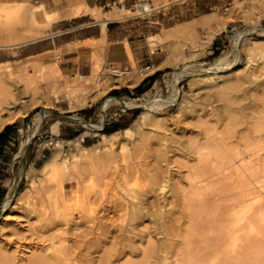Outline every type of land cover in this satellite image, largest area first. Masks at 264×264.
Listing matches in <instances>:
<instances>
[{
  "label": "rangeland",
  "instance_id": "374dc122",
  "mask_svg": "<svg viewBox=\"0 0 264 264\" xmlns=\"http://www.w3.org/2000/svg\"><path fill=\"white\" fill-rule=\"evenodd\" d=\"M38 3L40 2L35 0H0V44L19 45L40 37L50 28L64 30V27L76 26L83 21L92 20L86 17L76 18L75 22L61 20L58 11L51 14L53 12H48L49 8H45L44 5L40 12L32 13L34 5ZM103 9H110V11L101 12ZM43 12L49 15L44 16ZM81 12H87L95 20H97L96 14L99 18H116L107 24L108 31L115 36L122 34L146 36L149 43H153L150 44L151 48L158 46L166 53L167 59L164 64H168V66L155 69L152 65L145 77L138 75L136 68H133L128 76L132 75L135 79H141L139 83L144 80L141 84L142 91L134 90L137 84L132 87L125 85L129 81L124 78L113 82L110 78L100 77L96 73L94 79H96L97 85L93 84L88 89H83L84 91L81 89L80 92L70 87L72 94L63 84L61 92L52 91L51 99L48 94L42 91L39 81L45 82L61 77L57 68L54 69L56 73H53L47 68L41 67L36 71L35 77H32L33 81L30 82V85L20 75L12 73L11 68L7 69L8 63H0V106L1 102L6 105L1 106L3 107L2 111L26 109L17 142L24 140L27 135L32 133L38 117L37 113L42 107L53 106L54 100L57 105L61 106H64V102H69L71 110L62 113H68L87 123L99 124L100 105L107 97L105 99V103H108L105 108L106 120L109 124L112 122L118 124V127L112 131L96 130V132L79 122L69 125L65 123L67 119L44 112L41 126L29 143L21 164H18V159L15 157L13 164L7 165L6 177L3 179L6 191L0 200V254L5 252L10 264H29L35 256L43 254L51 256L54 254V250L59 247L79 251L81 255L88 252L84 256L85 263L98 264V257L105 255L108 248L109 252L113 251L111 249L113 247L119 251L123 250L119 245H125L124 250L120 252L121 255L118 253L117 258L116 256H113L115 258L111 257L110 264L140 260L142 258L140 248L145 247L148 237L154 239L156 235L143 234L142 236L141 234V237L139 234L143 231H139L150 227V220H153V217L146 216L138 220H130V209H127L129 211L125 213L127 210L114 204L113 210L109 212L110 215L112 214L114 226L112 223L111 231L108 234L100 235V242L97 243L94 239L97 237L95 228L94 231L88 232L92 223L86 217H81L76 210L69 212L68 215L62 214L61 192L63 191L68 199L80 197L79 199L84 200V198H89V201L95 206L98 203V197H102L100 191H104L102 195L105 200L112 198V202L117 204L121 197L129 198L130 193L138 191V185L147 180L149 173H153L154 169H151V165L159 159H156L157 154L164 155L170 163V165L168 164L171 170L170 184H175L177 190L187 189L186 176L189 175V169L199 163L197 153L193 152L194 143L201 144V151L210 149L220 153L224 145L231 148L234 144V148L239 145L238 148L243 149L244 138L248 140L249 136L253 134L258 113L264 111V104L261 102V99H264V95H262L264 94L262 93L264 92V0H111L101 2L97 4V7H89ZM47 19L49 21H46ZM97 21L103 26L101 21ZM56 23L57 26L53 27ZM96 26L93 28L95 29ZM35 35V38L27 39ZM19 36H24V40L18 42L16 37ZM14 37L15 39H13ZM235 37L240 38L236 44H234ZM0 56L5 57V53H1ZM248 56L253 59V63L249 66L246 64ZM184 65L209 68L210 70L180 71L177 74L176 84H174L172 82L173 70ZM250 71L253 72L251 81L244 80V75ZM154 72H157L156 77L152 82H148L146 78ZM78 75L74 74L75 77ZM63 80L66 82L67 79ZM112 84H124L113 88L129 87L131 92L129 94L114 93L110 89ZM169 94H171L170 98L166 102L159 103L160 106L157 105L159 107L155 108H126L115 99L108 97L115 95L123 100L131 98L136 103H140L147 99H166ZM171 98V102L166 104ZM233 99L238 100H234L235 102L232 103ZM9 102L11 104H7ZM89 102H92L91 108L95 111L93 114L77 113L80 106H86ZM58 110L61 111L60 108ZM140 114H143V118L136 123L135 119ZM55 119L63 120L62 124L66 126V129L57 134L52 143H48L49 125ZM129 125L131 130L122 134L123 127ZM72 128H76L78 131L76 135L70 137ZM84 130L88 132L84 133ZM246 130H251V132L247 133ZM102 132L113 134L114 140L111 144L103 145L100 142ZM83 136L84 140L81 139ZM85 136H90V141L85 140ZM87 142H90L88 146L96 147V153L101 155L109 151V147H111L116 162H111L112 164L110 163L109 166L104 165L105 169H103V165L99 166V163L91 166L82 162L77 165L76 159L79 157H76L75 154H79L81 147L87 145ZM121 144L125 147L123 151L120 150ZM42 145H48L49 153H46V156L41 158L42 160H38L37 164H34L30 157L35 149ZM56 150L59 160L65 158L67 164V172L60 186L59 181L58 183L55 181L60 176L56 170L53 173L57 172V174L51 172L44 174L38 170V167ZM258 152L261 158L264 157V149ZM214 155H209L212 161L207 166L213 163L212 165L219 169L223 164L221 159L219 162V157ZM106 167L109 169L107 170ZM132 169L134 171L138 169L136 173H140L136 174ZM144 169L147 170L145 171L147 175L141 173ZM216 169L212 171L214 172ZM258 169H261V166ZM104 170L105 172H103ZM224 171V175L213 174L212 177L215 176L216 179L204 181L203 183L206 184V186L204 184V191L207 188L206 192L212 190L210 193L219 192L220 195L226 192L229 199H238L244 196L245 200L241 202L242 205L238 204L232 210H241L244 203H251L255 207L254 209L252 206L253 210L257 211V201L255 200L258 197H264L260 196L258 193L260 190L257 187L260 183L257 179H262V177L259 175V178L256 177L250 181L245 174H236L234 171H230V174L228 169ZM125 173L127 174L125 175ZM258 174L261 173L258 172ZM176 189H174L175 192ZM229 191L233 193L231 194ZM150 192L147 191L143 197H147V200L155 198L161 200L162 192L157 189ZM209 192L208 194H210ZM168 193L166 192L165 195ZM118 196H121L120 199ZM167 196V200H170L171 197ZM6 197H9V200L5 206L3 201ZM95 197L96 199H94ZM223 198L215 201L211 199L213 203L210 200V204L219 206V202L223 203ZM167 206L170 205L167 204ZM155 209L153 207L151 212L155 213ZM178 209H180L178 204L172 207L176 216L179 214ZM213 213L211 212L209 215L212 216ZM255 213L254 216H256L253 218L256 219L258 211L257 214ZM100 214L98 212L96 215ZM109 214L104 213L105 217ZM180 220L182 229L188 226L189 222L186 218ZM208 222L206 227H209V230L203 228L205 230L203 233L206 234H210L209 231L214 224L211 223V226L209 225L210 221ZM254 222L256 224L255 220ZM121 229L124 231L122 233H125L124 236L128 235L125 236L127 239H119L118 235L121 233ZM136 230L139 231L136 232ZM170 239L171 237H169ZM181 239L183 238L174 237L169 241V244L173 245L171 248L168 247V249L170 248L169 254L180 250L179 248L186 247L185 239L183 241ZM118 240L119 242H116ZM85 241H90L88 247H85ZM196 242L197 246L204 244V241L199 243L197 240ZM128 244L136 249L132 254L129 252ZM262 253H264V249L258 255ZM259 258L256 262L264 264V261H260L264 260V257ZM77 262L80 264L79 261Z\"/></svg>",
  "mask_w": 264,
  "mask_h": 264
},
{
  "label": "bare ground",
  "instance_id": "6f19581e",
  "mask_svg": "<svg viewBox=\"0 0 264 264\" xmlns=\"http://www.w3.org/2000/svg\"><path fill=\"white\" fill-rule=\"evenodd\" d=\"M75 4L76 5L75 6L72 5L73 7L70 9V13H72V15H77L81 11L87 10L89 8V6H87L86 4H83V3L82 4L81 3L80 4L75 3ZM42 8H43L42 3L35 4L34 8L32 9V13H37L38 11L40 12V10ZM51 14H55V12H53ZM43 15L47 16L49 14L43 12ZM95 16H96L97 20L101 21L103 24L105 23L106 18H99L97 14ZM46 21H49V19H47ZM36 35L34 37L32 36V37L27 38V39H33L36 37ZM13 39H15V37ZM16 39L19 40L18 42L23 41L24 36L16 37ZM239 39H240L239 37H235L234 44L238 43ZM9 40H11V39H9ZM150 44H153V43H150ZM10 45H12V43L0 44V46H10ZM250 57L248 56V58L246 60V64H248V66L251 63H253V59ZM226 66H227V64H226ZM223 67H225V65H223ZM6 68L10 69L9 66H7ZM197 69H204L205 71L210 70L209 68H201V67L189 66V65L178 66L172 72V82L174 84H176V78H177L178 72L185 71V70H187V71L197 70ZM117 72L121 73V70L117 69ZM24 73H26V72H24ZM24 75L25 76H22V78L25 79V81H27L30 84V82L33 81V80H31L32 77L28 74L27 75L24 74ZM126 76H127V78L125 79V77H124V79L129 80L128 84L132 85L136 79H134V76H132V75L131 76L129 75V77H128V74H127ZM252 76H253V72H251V71L247 72L244 75V80L251 81ZM254 76H255V74H254ZM19 80H21V78ZM93 84L97 85L96 79H94V76H91V78H88V77H85V76H82L79 74L77 77H75L73 75L71 77V79L66 80L67 87H71L73 89H76L78 92H80L83 89H85L86 87H88V85H93ZM100 84H101V82H100ZM174 89H175V91L177 90L176 87ZM262 93H264V92H262ZM262 95H264V94H262ZM170 96H171V94H169L168 97H166V99H162V100H160L158 98L147 99V100L141 101L140 103H136V101L131 99V98H129L127 100H123L118 96L116 97V96L110 95L108 97L115 99L118 103H120L124 107L139 106V107H143V108H147V107L148 108H151V107L155 108V107H159L162 102H166L170 98ZM105 99L102 101V103L100 105L101 120L103 119V116L105 114V108H106V106H108V103H105ZM259 99L260 98L258 97V100ZM171 100H172V98L166 104L171 102ZM234 100H236V99H233L232 103L235 102ZM261 102H262V104H264V99H261ZM157 105H159V106H157ZM241 106H244V105H241ZM2 108L3 107L0 106V112H2ZM25 110L26 109H24V108H23V110H20L19 108L17 110H11V109L8 110L7 116L3 119L0 118V123L4 120H11L16 115H18L20 113H22V114L25 113ZM238 110H239V108H238ZM44 112H45L44 107H42L40 109V111L37 113L38 117H37V120L35 123L34 132L32 131L33 134L31 133V134L27 135V137L20 142L18 150L16 152V155H18L19 152L22 153V151L26 148L27 144L30 142L32 136H34V134L38 131V129L41 125L42 116H43ZM142 118H143V114H140L135 119V122L138 123ZM80 121L83 125H86L92 131H96L102 127L101 123H99V124L98 123H87L83 120H80ZM251 127L253 128V126H251ZM249 129H250V127H249ZM130 130H131L130 125L125 126L121 130V133L126 134ZM248 131L251 132V130H248ZM248 131L246 130L247 133H248ZM83 132L87 133L88 131L84 130ZM93 133H95V132H93ZM252 133H251L252 135L249 136L248 140L246 138H244L245 141L243 144L244 145L243 149H239L238 147H240V146L238 144H237L238 145L237 148H234L235 144H234V146H232L233 148L232 147L228 148L227 147L228 145L227 146L224 145L222 150L220 151V153L217 151H214V150H210V149L206 150V151H201V149H202L201 144H198L199 142L198 143L195 142L193 145L194 146L193 152L197 153V159H198L199 163L195 166H192L189 169V175L186 176V180H187V184H188L187 189L181 188V189L177 190L175 188V187H177V186H175V184H173V183H172V185L170 184V182H169V178H170L169 175L171 172L170 166H169L170 163H168L169 161L164 155L157 154L156 159L157 158H159V159L156 160L155 163H153L151 165L152 166L151 169H154L153 173L152 172L149 173V175L147 176V180L144 183L138 185V191H136L137 193L136 192L130 193L129 198L118 196V198L121 197V199L119 198L120 200H118V202L116 204V203L112 202L113 199L111 197H110L111 199L105 200V198L103 197L104 195H102V193H104V191L103 192L100 191L101 196L104 199L102 197H100V198L98 197V200H97L98 203L96 202L97 205L95 204V206H93V203L91 201H89V198H87V199L84 198V200L79 199L80 197L79 198L76 197L77 199H75V198L68 199L67 197H65V194L62 191L61 192V200H62L61 205H62V210H63L62 214L68 215L69 212L76 210V212L79 213L81 215V217H86V219H88V221H90L92 223V225H90L88 228V230H89L88 232L94 231V228H95V233H96L97 237L94 239L97 241V243L100 242V240H99L100 235H104L105 233L108 234V232H110L112 229V227L110 228V226L113 223V219L111 218L112 214L110 215L109 212L111 210H113L112 207L114 206V204L118 205V206H122V208H124L125 210L130 209V213H129V215H130L129 219L130 220H138L140 218H145L146 216L147 217H150V216L153 217V220H150L151 221L150 227L146 228V230H142V229H140V231L136 230V232L137 231H139V232L143 231L139 234L140 236H141V234H142V236H143V234H145L147 236L148 235L149 236L150 235H156L154 237V239H151V237L150 238L148 237L145 247H142V249L140 248L142 258L140 260H137V261H130L129 260L123 264H236V263H238V264H256L257 263L256 261L258 260L259 257L260 258L264 257V253H262L261 255H258V253H260V251L262 249H264V235H262V234H264V200H262V198H264V197H258L255 200V201H257L256 204H257V208H258V210H257L258 214H257V211L253 210L254 205H252L251 203H244L243 208L241 210L236 211V210H232V209L235 208L236 205H238V204L242 205L241 202H243L245 200L244 196L241 197L242 199L241 198L229 199V197H227L228 194H226V192L225 193L221 192L222 195H220L219 192L210 193L212 190H210V192L208 191L210 193V194H208V192H206L207 188H206V191H204V184L205 183H203L206 180H208V181L214 180L215 176L213 178L212 177L213 174L215 175V174L221 173L224 175L225 169H228L230 174H231L230 171H234L236 174H245L246 177L250 179V181L254 180L256 177H258L260 175L262 177V179H257L260 181V183L257 185V187L260 190L258 193L260 194V196H264V157L261 158L258 155V153H259L258 151L261 149H264V111L258 113L257 124H255ZM100 136H101L100 142L103 145L111 144V142L114 140V138L112 137L113 136L112 133H107V134L101 133ZM26 139H28L27 142H25ZM76 143H78V142H76ZM124 149H125V147L121 144L120 150L123 151ZM80 150H81V152H79V154H75L76 157H79L78 159H76L77 165L83 162V163L91 165V166L96 164V163H99V166H101V165L109 166L111 162L115 161V154L111 150V147H109V151L103 153L102 155L99 153H96V151H97L96 147H91L88 145L82 146ZM211 151H213L214 153ZM193 152H191V153H193ZM210 154H213V155L215 154L214 156L219 157L218 161L221 159L220 161L223 164L221 168L216 169L215 165H212L213 163L210 166H207V164L208 163L210 164V161H212V159L209 156ZM222 158H224V159H222ZM80 160H83V161L80 162ZM161 160H163V162H161ZM65 161H66L65 158L59 160L58 151L56 150L53 153H51L49 155V157L38 167V170H41L44 174L50 173V172L52 174H57V172H58L60 176H59V179L58 180L56 179L55 181H57V183L59 181L58 184L60 186V184L62 185V179L64 178V175L67 172V164L65 163ZM159 162H161V163H159ZM114 164H116V163H114ZM105 166L103 167V169H105ZM146 166H147V164H146ZM259 166H261V169H258ZM207 167H209V168H207ZM217 167H219V166H217ZM106 169H107V167H106ZM213 169H216V170H214V172H213L212 171ZM256 169H258V170H256ZM54 170H56L57 172L53 173ZM107 170H106V172H107ZM137 170L138 169H135V171L134 170L133 171L136 173ZM209 170L212 172H210ZM145 171H147V170L144 169V170H142L141 173H145ZM103 172H105V170ZM258 172L261 174H258ZM139 173L140 172H137L136 174H139ZM126 174L127 173H125V175ZM145 175H147V173H145ZM228 177H230V176L228 175ZM31 181H32V179H31ZM31 181H30V185L32 183ZM223 181H224V179H223ZM205 186H206V184H205ZM223 187H224V185H223ZM155 188L163 193V194L161 193L162 195H160L161 200H159L160 198L147 200V197H145V196L143 197V195H146L145 193L147 191H149V192L151 190L154 191V190H156ZM174 189H176V192ZM221 191H223V190H221ZM166 192H169V193L165 195ZM229 192L231 194L233 193L231 191H229ZM227 193H228V191H227ZM224 194H226V195H224ZM167 195H169V197H171L170 200H167V197H168ZM74 196H78V195H74ZM213 196H215V197H213ZM212 197H213V199H212ZM223 197L226 199L225 202H224ZM106 198H107V196H106ZM222 198H223V203L219 202V204H220L219 206L218 205L215 206L214 204L211 205L213 203L212 200L215 201L217 199H222ZM94 199H96V197ZM94 199H92V200H94ZM8 200H9V197H6L5 200L3 201V202H5L4 203L5 206L7 205ZM177 200H178V202H176ZM210 200L212 202L211 204H210ZM95 201H94V203H95ZM160 201H161V203H160ZM167 204H169L170 206L166 207ZM177 204L180 207V209H178V213H179L178 216H176L174 214V211L172 210V207H174ZM153 207H154V209L156 208L155 213L151 212ZM254 209H255V207H254ZM128 211L129 210L125 211V213ZM253 211H254V213L256 212L255 214H257L256 219L253 218V216H254ZM98 212H100L101 214L103 213V214L102 215L100 214L98 216V215H96ZM211 212H214L212 216L209 215V214H211ZM104 213L109 214V215H107L105 217ZM183 218L184 219L186 218L187 222H189V223H187L188 226L186 225L187 227H184V229L181 228L182 225H181V220H180ZM186 220H184V221H186ZM254 220L256 221V224H255ZM208 221H210L209 225H211V226H212L211 223H214L213 227H212L213 232H212V228H211L209 231L210 234H206L205 232L203 233V231H205L203 228H206L207 230H209V227H206V226H208L207 225ZM113 226H114V223H113ZM122 229L120 230L121 233L118 235L119 239L121 238L120 240L127 239V237H125V236H128V235L124 236L125 233H122V232H124V231H122ZM117 233H119V232H117ZM211 233H212V235H211ZM130 234L132 235V233H130ZM110 237H111V235H110ZM169 237H171L172 240L174 237H182L183 239H181V240L183 241L185 239L184 241L187 242V243L185 242L186 247L183 249L179 248L180 250H175L174 252H171L169 254V252H170L169 249L171 248V245H172V244L171 245L169 244V241L171 240V239L169 240ZM116 238H117V236H116ZM160 238H162V239H160ZM197 240H199V243L201 241H204V244L197 246V242H196ZM91 241L93 242V240H91ZM116 242H119V240ZM88 243H90V241H88V242L85 241V244H86L85 247H88L90 245ZM170 243H172V242H170ZM119 246H121L124 250L125 245H119ZM139 246H141V245H139ZM168 247H170V248L168 249ZM111 249L113 250L112 252H109L110 249L108 248V252L105 255H103V256L99 255L100 257H98V259L96 257L98 264H110L111 260H112L111 257L116 256V258H117L118 253H119V255H121L120 252L123 251V250L119 251L117 248H114V247ZM128 249H129V252L131 254L134 252V250H136L135 247L130 245V244H128ZM54 251L55 252L53 255L49 254L51 256H48L45 254L35 256L29 262V264H77L78 263L77 261H79L80 264H86L85 263L86 258L84 256L86 254H88V252H86V254L83 253L81 255L79 253V251L76 252V251H73V249L68 250L67 248H62V247H59V249H55ZM135 254H136V252H135ZM113 258H115V257H113ZM260 261H264V260L261 259ZM0 264H10L9 259H8V255H6L5 252H2L0 254ZM260 264H261V262H260Z\"/></svg>",
  "mask_w": 264,
  "mask_h": 264
},
{
  "label": "crops",
  "instance_id": "0c3cea01",
  "mask_svg": "<svg viewBox=\"0 0 264 264\" xmlns=\"http://www.w3.org/2000/svg\"><path fill=\"white\" fill-rule=\"evenodd\" d=\"M35 1L42 3L45 8H49L50 11L48 12L58 11L61 20L65 19L75 22L74 19L80 17L92 19L83 21L76 26L70 25L69 27H64V30L50 28L40 37L33 40H28L19 45L0 46V54L5 53V57L0 56V63H8L12 73L18 74L21 77L25 76L24 74L35 77L36 71L41 67H45L47 70L53 73H56L54 69L57 68L61 77H57L53 80H48L45 82L39 81L42 91L48 94L49 98L51 99L52 91L57 93L61 92L63 84L66 89L72 92L73 88L71 89L70 87H67L66 82L63 79H71L74 74H80L82 76L91 78V76H94L97 73L100 77L110 78V80L114 82L116 80L123 79L124 77L126 79V75L131 73L133 68H137L145 64H150L151 66L153 65L155 69L168 66V64H164L167 59L166 53L163 52L158 46L156 48H151L146 36L140 37L132 34H122L115 36L114 34H111L108 31L107 24L113 22L116 18H106L105 24L101 26V23L95 20V18H91L87 12H81L77 15L70 14V9L76 5L75 3H83L89 7H97V4L111 0ZM102 11L108 12L110 9H103L101 12ZM95 25L97 26L94 29L93 27ZM54 26H57V23L54 24L53 27ZM58 31H60V33H58ZM109 63H112L115 67L124 72L117 76L105 72V66ZM154 73L157 74V72ZM140 80L141 79H136L132 85H125L132 87L136 84L138 85ZM119 85L124 84H112L110 89L115 91H111L114 93L124 92L125 94H129L131 92V88L129 87L113 88L119 87ZM90 86L91 85L88 87ZM88 87H86L84 90L88 89ZM125 88H127L130 92L128 93L125 91ZM64 103V106L57 105V102L54 100V105L47 107L45 112L63 117L61 116L60 112H69L71 110L69 102ZM7 104L11 103L9 102ZM1 106L6 105L1 102ZM91 107L92 102H89L86 106H80V110L77 113H81L83 115L93 114L95 111ZM58 108H60L61 111H59ZM7 114L8 111L6 110L0 112V118H5ZM24 115H26V113L18 114L13 119L4 120L0 123V132H2V136H0V148H2V152H0V175H2L0 184L4 188L5 186L3 184V179L6 177L5 173L7 171V165L13 164L15 157L18 159V164H21L22 158H24L25 155V151L29 146L28 144L22 153L19 152V155H16L18 146L22 141L20 140L17 142V139L22 127V118L25 117ZM65 119H67L65 123L69 125L73 124L74 122L77 123V121L68 118ZM106 119L107 118L105 117V123L103 124L102 128L98 130L102 131L103 128L116 129L118 127L117 122H112L109 124ZM62 121L63 120L55 119L50 123L48 130L50 134H47L49 137L48 143H52L53 140H55L56 135L66 129V126L62 124ZM99 123H101V118ZM6 126L7 128L5 129ZM72 129L73 130H71V133L69 134L70 137L76 135L78 131L76 128ZM85 137V140L90 141V136ZM28 139H26L25 142H27ZM81 139L84 140V136ZM88 144H90V142H87V145ZM46 153H49L48 145H42L41 147L38 146L35 149L33 155L30 157L31 162L37 164L36 161L42 160L41 158L45 157Z\"/></svg>",
  "mask_w": 264,
  "mask_h": 264
},
{
  "label": "built area",
  "instance_id": "2783aa9c",
  "mask_svg": "<svg viewBox=\"0 0 264 264\" xmlns=\"http://www.w3.org/2000/svg\"><path fill=\"white\" fill-rule=\"evenodd\" d=\"M141 13V12H139ZM144 13V12H142ZM117 67H115L112 63H109L105 66V72L112 74V75H119L121 74L123 71H121V73L117 72ZM151 70V65L150 64H145L143 66H139L136 68V72L137 74H139L141 77H145L148 74V71Z\"/></svg>",
  "mask_w": 264,
  "mask_h": 264
},
{
  "label": "trees",
  "instance_id": "16d2710c",
  "mask_svg": "<svg viewBox=\"0 0 264 264\" xmlns=\"http://www.w3.org/2000/svg\"><path fill=\"white\" fill-rule=\"evenodd\" d=\"M155 77H156V73H153V74L149 75V76L146 78V80H147L148 82H152V81L154 80ZM143 81H144V80H143ZM143 81L134 87V90H135V91H142V89H141V84L143 83ZM143 89H144V88H143ZM124 90L127 91L128 93L130 92L127 88H125ZM112 91H115V90H112ZM6 128H7V126L5 127V129H6ZM112 129H114V128H109V129L103 128L102 131L105 132V131H110V130H112ZM0 136H2V132H0ZM0 152H2V148H0ZM1 176H2V175H0V179L2 178ZM5 191H6V189L0 184V200H1L2 196L4 195Z\"/></svg>",
  "mask_w": 264,
  "mask_h": 264
},
{
  "label": "water",
  "instance_id": "95a60500",
  "mask_svg": "<svg viewBox=\"0 0 264 264\" xmlns=\"http://www.w3.org/2000/svg\"><path fill=\"white\" fill-rule=\"evenodd\" d=\"M117 97V96H116ZM139 106H131V107H126V108H138ZM47 108H44V110H46ZM61 116L65 117V118H68V119H71V120H74V121H77L79 123H81V119L77 118V117H74L72 115H69V114H66V113H62L60 112ZM105 123V114L103 116V119L101 120V124L103 126V124ZM82 124V123H81ZM102 128V127H101ZM33 137V136H32ZM32 139V138H31ZM29 144V143H28ZM27 144V145H28ZM27 147V146H26Z\"/></svg>",
  "mask_w": 264,
  "mask_h": 264
}]
</instances>
